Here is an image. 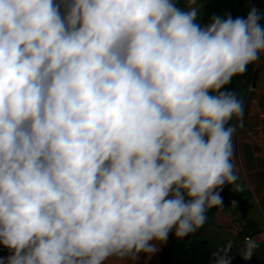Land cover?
I'll list each match as a JSON object with an SVG mask.
<instances>
[{
  "label": "clouds",
  "instance_id": "1",
  "mask_svg": "<svg viewBox=\"0 0 264 264\" xmlns=\"http://www.w3.org/2000/svg\"><path fill=\"white\" fill-rule=\"evenodd\" d=\"M202 6L0 0V264H136L245 190L227 86L264 56V9L202 25Z\"/></svg>",
  "mask_w": 264,
  "mask_h": 264
},
{
  "label": "rangeland",
  "instance_id": "2",
  "mask_svg": "<svg viewBox=\"0 0 264 264\" xmlns=\"http://www.w3.org/2000/svg\"><path fill=\"white\" fill-rule=\"evenodd\" d=\"M257 67H259V70L257 73L256 84L258 86H264V56L257 62ZM243 90H245L246 94L249 96L255 93L253 92L251 83L246 85ZM237 93L242 96L244 95V92L241 90ZM244 101L246 100L244 99ZM245 110L246 108L244 105L243 126L240 127L236 133V135L243 134V136L245 134L242 146L243 152L246 151V154L244 153L245 155H242V161L246 173H243L242 170L240 171L239 163L236 161L237 168L239 169V175L241 177V180L238 181V183L244 184L245 190L240 192L235 191L232 185H229V190L230 193L235 192L234 194L232 193V196H234L236 201V223L239 226L241 225L243 230H247V237L258 239L260 234L264 232V159L260 156L264 150L262 149L263 145L251 143L250 139L247 140V135L257 137V135L261 133L255 130L256 126L258 124L260 125L257 117L261 118V115L258 113L256 118L248 119V115H246ZM249 120H253L254 122L251 123ZM234 122L235 121H232L230 123ZM254 153H258V155L255 156ZM224 192L227 194L228 190L224 189L220 191V195L224 194ZM213 210L214 209H211L209 211L211 212ZM207 222H210V220ZM256 228L260 232H258ZM209 231L211 236L215 235L213 226H209ZM202 234V232H196L193 234L192 240H198ZM225 238L227 241H233L234 247L231 250L232 259L238 262H245L239 255L240 249L243 247L244 238L241 239L237 237L232 239L229 234L225 235ZM223 245L222 241L214 244L217 248ZM255 254L260 257L258 262H254L252 259L246 262H251L252 264H264V242H261L260 247L256 250Z\"/></svg>",
  "mask_w": 264,
  "mask_h": 264
},
{
  "label": "crops",
  "instance_id": "3",
  "mask_svg": "<svg viewBox=\"0 0 264 264\" xmlns=\"http://www.w3.org/2000/svg\"><path fill=\"white\" fill-rule=\"evenodd\" d=\"M208 2L209 0H202L203 6H202L201 15L198 18L199 23L202 22V18ZM178 6L183 8L184 4L182 2H179ZM241 91L244 92L243 97L246 100L245 111H246V115H248V119L256 118L258 116V113L261 115V118L257 117V119H259L260 125L258 124L255 128L256 131L261 133L258 134L257 137L256 136L252 137L251 135H247V140L250 139L251 143L263 145L262 149L264 150V86H258L256 84V87L253 88V92L255 93L251 96L247 95L245 90H241ZM249 121L251 123L254 122L253 120H249ZM243 137H245V134L244 136L243 134L234 136L235 163L236 161H238L240 166V171L242 170L243 173H246L242 161V155L246 154V151L243 152V146H242ZM254 154L255 156L258 155V153H254ZM260 156L264 159V151H262V154H260ZM224 189L228 190V193L226 194V192H224V194L220 195L222 198V205L217 208H213L214 210L211 212L210 211L207 212V221L210 220V222H206L204 227L199 230V232H202L203 234L198 238V240H193V241H206L209 243L210 246L214 247L215 249H218L216 246H214L215 243L217 242L220 243L221 241L223 244L227 243L225 235L229 234V236H231L232 239H235L237 237L242 239L246 236V232H247V230L245 229L243 230L241 225L239 226L235 221L236 201L234 199V196H232V193L234 194L235 192L230 193L229 185L224 186L222 190ZM209 226L214 227V233H215L214 236L210 235ZM257 231L260 232L258 229ZM166 244L167 243L160 245L159 249L163 248ZM7 255H8V250L0 246V257H5ZM229 255L232 257V251L229 253ZM256 256H257L256 261L252 259L254 262H258L260 260V257L258 255ZM150 259L147 258L144 254H141L136 264H148Z\"/></svg>",
  "mask_w": 264,
  "mask_h": 264
},
{
  "label": "trees",
  "instance_id": "4",
  "mask_svg": "<svg viewBox=\"0 0 264 264\" xmlns=\"http://www.w3.org/2000/svg\"><path fill=\"white\" fill-rule=\"evenodd\" d=\"M264 9V0H209L202 18L201 24H207L212 15H226L230 13L233 18L246 16L251 7ZM264 24V20L261 21ZM257 62L250 65L243 76L235 77L227 86L229 91L239 92L251 83L256 87ZM217 249L210 246L206 241H193L192 235L177 240L170 234L167 244L154 254L148 264H211L212 255ZM252 259L257 260L254 254ZM231 264H251L249 262H238L231 260Z\"/></svg>",
  "mask_w": 264,
  "mask_h": 264
}]
</instances>
